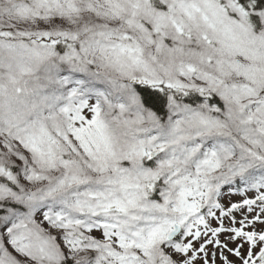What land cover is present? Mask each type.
<instances>
[{"label":"snow or ice","instance_id":"obj_1","mask_svg":"<svg viewBox=\"0 0 264 264\" xmlns=\"http://www.w3.org/2000/svg\"><path fill=\"white\" fill-rule=\"evenodd\" d=\"M0 264H264V0H0Z\"/></svg>","mask_w":264,"mask_h":264},{"label":"rangeland","instance_id":"obj_2","mask_svg":"<svg viewBox=\"0 0 264 264\" xmlns=\"http://www.w3.org/2000/svg\"><path fill=\"white\" fill-rule=\"evenodd\" d=\"M232 199H233V200H239L240 197H238V196H234V197H232Z\"/></svg>","mask_w":264,"mask_h":264}]
</instances>
